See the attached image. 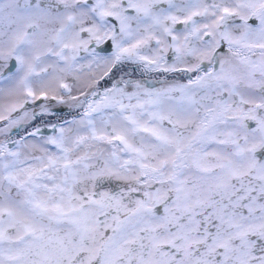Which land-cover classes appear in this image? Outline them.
Returning a JSON list of instances; mask_svg holds the SVG:
<instances>
[{
    "label": "snow or ice",
    "instance_id": "obj_1",
    "mask_svg": "<svg viewBox=\"0 0 264 264\" xmlns=\"http://www.w3.org/2000/svg\"><path fill=\"white\" fill-rule=\"evenodd\" d=\"M0 264H264V0H0Z\"/></svg>",
    "mask_w": 264,
    "mask_h": 264
}]
</instances>
